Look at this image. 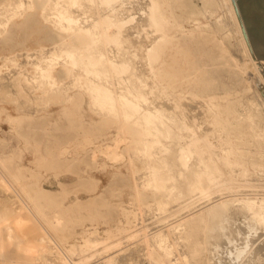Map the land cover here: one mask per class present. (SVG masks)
I'll return each instance as SVG.
<instances>
[{"label":"bare ground","instance_id":"1","mask_svg":"<svg viewBox=\"0 0 264 264\" xmlns=\"http://www.w3.org/2000/svg\"><path fill=\"white\" fill-rule=\"evenodd\" d=\"M43 2L31 27L36 45L20 41V48L0 52V57L15 62L26 83L31 79L42 103L60 104L71 136L81 137L73 149L69 144L49 148L52 163L88 154L99 137L112 138L122 149L112 153L122 155L118 160L129 171L138 217L144 216L150 202L159 216L157 231L147 223L139 229L141 234H129L142 240L138 246L146 250L147 264H220L224 253L233 255V260L241 257L253 244L250 238L241 245V239L249 236L246 231L264 233V199L247 193L264 177V128L246 123L245 127L238 121L237 108L229 103L232 87L218 83L213 75L221 63L230 69L238 63L203 53L192 39L196 30L214 31L200 24L187 27L186 21L193 19L183 18L171 0ZM3 30L6 26L0 33ZM20 56L26 65L18 63ZM85 104L100 116L98 121L92 118L86 123ZM110 128H115V135H108ZM1 160L0 187L18 194L21 211L36 224L42 243H30L24 229L20 234L0 214V254L4 251L8 257L13 250L31 264H92L97 255L88 250L95 242L86 235L80 241L69 231L74 220L90 216L83 211L88 205L57 201L58 194L47 188L25 187L18 172L2 171L6 165ZM239 213L243 224L237 221ZM152 230L153 234L147 233ZM116 245L104 241L103 252ZM261 245L251 254L264 253ZM113 262L105 257L99 264Z\"/></svg>","mask_w":264,"mask_h":264},{"label":"rangeland","instance_id":"2","mask_svg":"<svg viewBox=\"0 0 264 264\" xmlns=\"http://www.w3.org/2000/svg\"><path fill=\"white\" fill-rule=\"evenodd\" d=\"M171 3L180 10L183 18L189 17L193 19V21H186L188 22L186 23V25L188 24L187 27H198L200 24L203 28L214 31L208 32L205 30L199 33L200 30H196L194 35L192 34L194 43L202 48L203 53L211 54L219 61H224V63L227 61L231 64L238 63V66L233 65L231 69L226 68L227 65L221 63L217 65L219 69H215L213 75L218 78V83L225 82L232 87L230 91L232 100L229 103L233 104L234 108H237L235 110L237 111L238 121H241L245 127L248 124H250L248 127H251L252 124L253 127L256 125L261 126L262 124L264 128V64L242 0H237L236 2L233 0H171ZM43 6V0H0V21L2 20L0 27L6 26V30L0 33V52L2 54L12 51L13 47L15 49L19 47L20 41H25L30 46L36 45L34 43L36 40L35 33H32L33 23L35 22L34 17L37 16ZM22 11L24 12L22 13ZM53 16L56 15L54 14ZM197 21L200 22L197 23ZM25 28L27 29L25 30ZM244 28L247 38L244 35ZM13 43L15 46H13ZM10 45L12 46L10 47ZM244 45H247L249 52L246 51ZM222 47L224 50L226 49V52ZM18 51L16 50L15 54L11 53L10 55H16ZM221 53L224 54L226 61L222 59ZM249 55L256 63L255 65ZM17 61L21 65H26L25 60L21 56L17 58ZM14 63L9 58L0 57V158L6 165V168H3L2 171L13 174L18 172L25 187H35L37 190L47 188L52 193L58 194L57 199H55L57 201L63 200L66 204L78 201L83 205H88V208L83 211L90 216L86 217L85 220L79 218L74 220L69 231L74 233L75 238L80 241L83 239L82 236L86 235L85 237L92 238V241L95 242L88 250V252L91 251L94 252V255H97L92 264L93 262L99 264L105 257L111 258V262L114 261L111 264H147V259L145 258L146 250L142 251L138 246L142 240L140 237L132 238L129 234H135V232L136 234H141L142 231L140 232V230L144 224L148 225L147 223L150 224L151 229L154 227V230H156L157 227H160L159 222H157L159 216L154 215L157 211L155 212V207L151 209L154 203L150 202L146 211L142 213L144 216L141 219L138 217L137 206L133 204L132 188L129 185V171L126 169L127 167L123 160H118L122 159V155L114 156L112 153L114 150L117 153L122 152V149H119L118 143H114V139L112 140L111 138L107 139L108 141H104L99 137L95 139L97 141L96 144L90 145L92 149H89L88 154L83 153L69 161L59 160V162L52 163L47 151L49 148L69 144L70 148L73 149L75 141L77 139L80 140L81 137L74 138L71 136V131L67 128L68 120L65 118V121L63 116H60L61 105L42 103L44 100L40 93L34 92L31 79H26L28 81L26 83V76L16 69ZM32 71L33 68L30 66L28 72ZM218 92L220 93L221 91L218 90ZM233 97L238 98V100L233 99ZM238 101L241 103L238 104ZM44 107L49 109H43ZM83 110L86 123L89 124L92 118L94 121L100 119V116L96 112L91 111L87 104H85ZM107 130L110 136L116 133L115 128ZM88 133L92 136L90 131ZM19 168L21 170L18 171ZM257 182L260 183L258 184ZM94 184L95 186L93 187ZM255 184L252 188L248 187V190L246 189L247 193H250V197L264 199V177L262 180L256 181ZM251 189L255 194L250 192ZM256 193L260 196H256ZM245 195L248 196L247 194ZM21 204L22 202L17 193H7L0 187V214L9 218L18 232L20 231V234L24 232V236L30 243H42L40 231L32 221V218L26 212L21 211ZM247 211V209L244 210V212ZM187 212L185 213L187 214ZM194 212L193 214L197 213ZM190 214L188 213L185 219L189 215V217L192 216L191 211ZM147 217L150 220H147ZM237 221L240 224L244 223L245 218L241 213L237 214ZM83 228L86 231H82ZM154 230L151 232L147 231V233L153 234ZM246 232H249V236L241 239L243 240L242 244L241 240L238 243L236 242L237 245H243L245 239L250 238L251 242L255 244H252L251 248L248 246L245 249L247 251H244L245 253L242 255L243 257H239L236 259L237 261L233 260V255L230 256L229 253H224L222 255L224 258L220 257L223 260H221L220 264H249L251 262V264H264V253L259 251L257 253L258 258L251 254L253 250L264 243V233L259 230L258 232L247 230ZM259 236L261 237L259 238ZM94 239L97 241H94ZM104 241H108L111 245H116L115 242L120 244L116 245V247L112 246L111 250L109 249L106 254L103 252ZM231 247L233 250L235 249L234 245ZM1 253L0 255L2 256L4 251ZM218 253L220 252L216 251V255ZM6 254L2 257L0 256V264H31L23 257H20L16 251L12 250L11 254L13 256L10 254L11 256L7 257ZM261 254L263 255L261 256ZM212 255L215 254L212 253Z\"/></svg>","mask_w":264,"mask_h":264},{"label":"water","instance_id":"3","mask_svg":"<svg viewBox=\"0 0 264 264\" xmlns=\"http://www.w3.org/2000/svg\"><path fill=\"white\" fill-rule=\"evenodd\" d=\"M242 3L264 64V0H242ZM244 32L247 36L245 28Z\"/></svg>","mask_w":264,"mask_h":264}]
</instances>
